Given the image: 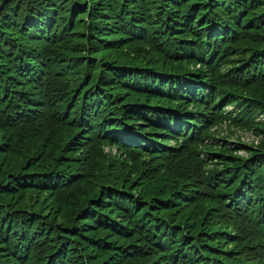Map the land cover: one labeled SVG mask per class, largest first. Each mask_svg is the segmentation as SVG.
<instances>
[{
	"label": "trees",
	"instance_id": "1",
	"mask_svg": "<svg viewBox=\"0 0 264 264\" xmlns=\"http://www.w3.org/2000/svg\"><path fill=\"white\" fill-rule=\"evenodd\" d=\"M203 178L264 193V0H0V264H246Z\"/></svg>",
	"mask_w": 264,
	"mask_h": 264
},
{
	"label": "rangeland",
	"instance_id": "2",
	"mask_svg": "<svg viewBox=\"0 0 264 264\" xmlns=\"http://www.w3.org/2000/svg\"><path fill=\"white\" fill-rule=\"evenodd\" d=\"M191 93L194 92V88L190 89ZM156 108V107H155ZM157 109V108H156ZM246 113L240 115L241 120H244ZM159 120L160 124H166L170 130L175 131L178 127L176 123H169L165 118H154L153 121ZM259 121H262V118L259 117ZM209 135L213 137L228 136L230 142L236 147H257L263 137L261 135H255L252 132H245L241 129H232L227 127L224 124H216L212 126L208 132ZM240 142H234V141ZM207 145H213V142L207 141ZM108 148L104 147V152H107ZM114 152V150H112ZM110 152V151H108ZM111 153V152H110ZM112 154V153H111ZM235 155L238 157H246V153L243 150H238L235 152ZM174 167V166H173ZM175 168V167H174ZM214 165H211L209 162L205 165V171H212ZM254 174H259V172H254ZM263 172L260 173V179ZM222 175H218L216 179H221ZM253 178V177H252ZM216 179L211 180L208 183L204 178L203 182L206 188V195L211 197L214 200L215 205H223V202L226 199H229V196L222 198L217 194V187H213V183ZM257 186H253L252 189L246 188L247 191L257 194L254 192V189ZM264 184L259 188L262 189ZM256 201V199H255ZM254 201V202H255ZM256 203H259L258 207H255V203H252L251 197L245 198L238 206H236L238 211L231 210L227 205H223V209L228 211L230 210V215L225 214L220 217V223H226V229H223L224 226L220 227L223 229L221 241L225 240V244L221 245V249L225 248L228 244H233L234 246H229L227 249H232V254L222 255L228 259L234 257H240L243 259L244 263H256L264 264V193L263 195H258ZM233 207V205H232ZM255 207V208H254ZM215 211V210H214ZM213 211L210 212V214ZM209 214V215H210ZM208 217V216H207ZM207 217L204 221V226L207 221ZM227 230H230L227 233ZM190 240L188 243H190ZM212 241H217V239H212ZM187 243V245H188ZM194 250V249H193ZM179 262L177 264H194L193 259L190 257H182V253H179ZM197 255V254H196ZM209 264H221L218 262H208Z\"/></svg>",
	"mask_w": 264,
	"mask_h": 264
}]
</instances>
